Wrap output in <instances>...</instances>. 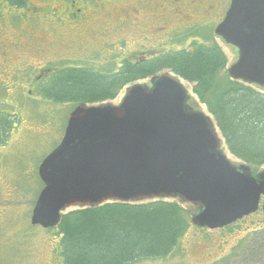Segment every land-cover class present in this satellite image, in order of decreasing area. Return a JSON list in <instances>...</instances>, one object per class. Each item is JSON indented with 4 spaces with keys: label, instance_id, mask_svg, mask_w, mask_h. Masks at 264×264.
Masks as SVG:
<instances>
[{
    "label": "water",
    "instance_id": "obj_1",
    "mask_svg": "<svg viewBox=\"0 0 264 264\" xmlns=\"http://www.w3.org/2000/svg\"><path fill=\"white\" fill-rule=\"evenodd\" d=\"M215 33L238 49L230 77L264 89V0H232ZM190 101L181 79L163 74L118 105L77 107L39 166L32 226L55 229L70 209L154 200L197 207L192 224L211 231L264 213V170L232 164L214 121Z\"/></svg>",
    "mask_w": 264,
    "mask_h": 264
},
{
    "label": "rangeland",
    "instance_id": "obj_2",
    "mask_svg": "<svg viewBox=\"0 0 264 264\" xmlns=\"http://www.w3.org/2000/svg\"><path fill=\"white\" fill-rule=\"evenodd\" d=\"M142 1L26 0V7L18 8L7 0H0V108L17 113L19 118L9 142L0 146V264L59 263L57 249L61 237L56 230L32 227L31 213L35 205L33 201L38 198H35L36 193L40 194L44 188L38 173L39 166L61 143L68 117L77 106L68 101L55 104L45 100L37 87L32 88L30 81L42 68L66 67L68 70L85 66L113 73L110 70L118 69L126 59L147 60L153 51L155 54L171 49L191 51L195 45L219 46L227 57V72L237 61L238 49L228 46L215 34L217 25L224 18V13H216L215 6L222 3L227 11L231 0H203L202 13L190 18V25L179 30V24L174 22L167 27V34L162 39H152L154 35L145 39L147 30L153 28L152 20L139 23L137 28L134 21L130 22L131 18L127 28L113 33L107 31L104 39L102 33L107 30L106 23L110 18L113 17L115 25L116 18L126 10L130 11V16L136 12L147 14L151 11L149 8L156 5L154 1L167 4L162 0ZM73 3L76 9H87V13H101L94 17L92 26L82 24L88 34L78 41L73 38L76 44L68 40L74 36L71 32L73 26L61 19L63 15L61 18L57 16ZM207 16H210L208 20ZM198 22L205 24L203 30H196L201 26L195 24ZM101 50L104 56L95 61ZM26 64L30 65L27 77H9V73ZM148 83L145 80L140 85ZM182 84L191 97L192 106L210 117L207 108L193 93L192 86L186 81ZM129 88L120 90L117 100L108 103L119 104ZM219 137L229 161L236 166L245 165L229 153L222 135ZM263 230L264 217L260 214L252 215L230 229L210 231L192 228L172 255L134 264H240L244 247L256 232Z\"/></svg>",
    "mask_w": 264,
    "mask_h": 264
},
{
    "label": "trees",
    "instance_id": "obj_3",
    "mask_svg": "<svg viewBox=\"0 0 264 264\" xmlns=\"http://www.w3.org/2000/svg\"><path fill=\"white\" fill-rule=\"evenodd\" d=\"M7 1L18 8L27 5L26 0ZM227 62L219 46L195 45L191 52L180 50L140 65H126L111 76L85 66L68 70L56 67L51 78L40 83L39 90L45 100L55 104H97L114 100L123 87L165 70L193 86V93L214 118L229 153L256 176L264 167V90L233 80ZM18 121L17 113L0 108V146L9 142ZM38 196L37 192L35 198ZM197 210L180 201H149L71 211L62 216L56 229L61 237L57 263L134 264L166 258L195 228L191 218ZM261 212L255 215L264 217ZM243 252L240 264H264V230L255 233Z\"/></svg>",
    "mask_w": 264,
    "mask_h": 264
},
{
    "label": "flooded vegetation",
    "instance_id": "obj_4",
    "mask_svg": "<svg viewBox=\"0 0 264 264\" xmlns=\"http://www.w3.org/2000/svg\"><path fill=\"white\" fill-rule=\"evenodd\" d=\"M146 1L147 0H143L142 3L146 2ZM163 2L167 3V4L166 5H162L161 3L154 1L153 4H156V5H152V7L154 6L153 9L149 8V7H146V5L149 6L148 3H147L145 5V7L149 8L151 10L147 14L143 13V12H136V14L134 13L132 16H130V11L126 10L122 14H119V16L116 18L115 25H114L113 17L110 18V20L107 21V23H106L107 30L106 29L104 30V32L102 33V36L105 39L106 36H107V31H108V33H113V32H119L123 28H127L128 25H129V20L131 18L130 22L134 21V25L136 27L141 22L148 23L149 20L150 21L152 20L151 23H152V27L153 28H149L147 30L145 39H147V40L149 39L148 35H154V36H151L152 39H154L155 37H159L158 39H162V38H164V36H166L167 31H165V30L167 29V27L170 24L175 22V23L179 24V26H177V29L182 30L183 26L190 25V23H192V22H189L190 18L193 19L196 16V14H197V16H199V14L202 13V10H203V0H162V3ZM204 2H205V0H204ZM159 4L162 5V6H159ZM231 4H232V0L230 1V4H229V7H228L227 11H226V6L224 4H222V3L216 4V6H215L216 13H218L219 15L221 13H224V18L217 25V28L224 21V19L226 18V14L228 13V11L230 9ZM27 10H30V9L28 8ZM86 10L82 9V8L76 9V5H75V3H73V5H71L70 7H66L64 10H61V12L59 14H57V16L59 18H61V15H63V18H61V19H63L65 22H68V24L73 26L71 28V32H72V34L74 36H72V37H70L68 39V40H71V44H76L78 39H80V38H82V36L88 34V32L85 30V28H83V25H82L83 23L84 24H86V23L87 24H91V26H92V24L94 22L93 21L94 17H98L99 15H101V13H99V14L87 13ZM167 11H169V12H167ZM30 13H34V12L31 11ZM30 13H29V15H31ZM35 13H37V10H35ZM89 14H94V15L89 17ZM32 15H34V14H32ZM209 18H210V16H207L206 20H208ZM195 24L201 25L200 28H196V30H203V28H204L203 26L205 25L203 22H198V23H195ZM82 31H83V34H82ZM78 33H81V34L78 35ZM73 38H76L77 41L74 42ZM174 39H176V38H174ZM123 41H125V40H123ZM149 41H152V40H149ZM176 51H180V50L179 49L178 50H175V49L163 50V51L157 52L156 54L153 51L151 54H149V57H148L147 60L136 59L134 61V60L126 59L118 67V69L110 70V71H114L113 73L112 72L108 73L107 69L106 70H95L94 69V70L96 72H100V73H102L104 75L111 76L115 72L117 74L120 73L123 69H125L126 65H140L143 62H149L152 59H155L157 57H161L163 55H168V54H170L172 52H176ZM103 56H104V54H103V52L101 50V52L98 54V56L95 57V61L97 59H99V58L102 59ZM29 66L26 64L23 67H19L20 69L14 71L13 73H9V77L12 79V77H14V75H15L16 77H18V76L21 77L22 76L21 78L24 79L29 74V72H27ZM56 69H57L56 67L55 68H50V67L42 68L40 70V72L38 73V75L31 79L30 83L32 85V88L37 87L38 89H40V83H42V82H44L46 80H49L51 78L53 72L56 71ZM63 70H66V69H63ZM162 73L167 74V73H170V72H167V71L163 70L159 74H162ZM151 79H152V77H149V78L144 79V80H137L136 82H134L131 85H134V84H137V83H141V82H143L145 80H148V82H149L148 84H150ZM131 85H127V86L123 87L122 89L124 90L126 87L131 86ZM188 85H191V84L188 83ZM192 88H193V86H192ZM5 90L7 91V88H5ZM115 100H117V98L114 99V100H111V101L113 102ZM105 102H109V101L106 100ZM62 103H65V102H62ZM190 104H191V101H190Z\"/></svg>",
    "mask_w": 264,
    "mask_h": 264
}]
</instances>
